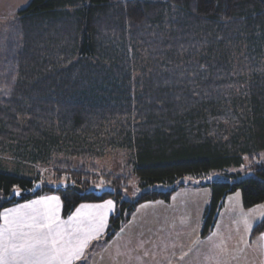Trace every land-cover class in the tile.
I'll return each mask as SVG.
<instances>
[{"label":"trees","instance_id":"16d2710c","mask_svg":"<svg viewBox=\"0 0 264 264\" xmlns=\"http://www.w3.org/2000/svg\"><path fill=\"white\" fill-rule=\"evenodd\" d=\"M108 149L128 153L141 189H169L123 200L129 178L94 164ZM263 151L264 0H31L0 23V152L55 176L46 186L0 164V221L32 199L8 201L15 190L41 182L36 197L60 195L64 217L115 199L109 242L185 177L224 172L208 184L205 236L227 196L239 192L245 209L264 204ZM262 233L264 219L252 236Z\"/></svg>","mask_w":264,"mask_h":264},{"label":"crops","instance_id":"0c3cea01","mask_svg":"<svg viewBox=\"0 0 264 264\" xmlns=\"http://www.w3.org/2000/svg\"><path fill=\"white\" fill-rule=\"evenodd\" d=\"M30 1L0 0V6H5L4 13H17L24 9ZM237 194L226 197L212 231L205 236L202 234L199 236L196 231L190 242L178 238L177 235L168 236V231L163 226L161 217L149 213V207L143 203L139 207L143 205L144 211H135L134 214H131L125 223L126 226L124 224L109 242L103 244L109 220L115 214V209L83 208L81 210L83 218H87L89 214H95L98 211L104 212L106 224L99 237L89 243L84 251V256L75 261L74 264H238L241 263L240 255L245 263H248L249 258L252 257L253 261L249 263L264 264V233L252 236L254 228L264 219V205L245 209L241 195ZM49 197H58V195L34 197L5 209L1 214L0 225L3 224L2 217L6 210L21 208V206L33 201L44 200ZM59 203V215L63 221H67L69 216L75 215L82 205H104L103 203H83L72 214L64 218L60 197ZM221 216L223 221L226 220L227 227L226 224L220 223ZM135 221L136 224L133 223ZM238 229L243 231L242 236L238 233ZM245 246L247 250L255 248L256 253L251 252V256H249L245 252L241 254L230 252L232 249L237 248L238 250V247L243 249Z\"/></svg>","mask_w":264,"mask_h":264},{"label":"rangeland","instance_id":"374dc122","mask_svg":"<svg viewBox=\"0 0 264 264\" xmlns=\"http://www.w3.org/2000/svg\"><path fill=\"white\" fill-rule=\"evenodd\" d=\"M114 1H125V0H114ZM149 1L164 2L167 0H149ZM0 8H1L0 23L14 18L18 13V12L4 13L3 11L5 9V6L3 7L0 6ZM138 72L139 71L137 70L136 74ZM256 161L257 163L264 162V151L258 154ZM0 164H2L5 170L13 174H18L30 178L39 176L41 178V182L46 186H51L53 180L55 179L54 172H52V168L42 164H37L35 166L22 165L17 163L10 155L3 154L1 152H0ZM94 164L98 167V172H99L97 173L98 175L111 174L115 177L129 178L128 189L122 191L124 195L123 200H128V201L135 200L139 198L144 192H146V190L166 191L169 189L167 186H163V185H156L154 187H150L145 190L141 189L139 186V181L133 172V166L130 161L129 155L124 151L108 149L104 151L102 156H99L97 159L94 160ZM245 164L246 166L241 169L244 178L252 175L251 171L249 170L245 171L246 170L245 168L249 166L247 160ZM230 172L235 173L236 172L235 168L231 169ZM224 175H225L224 172H211L210 174H207L199 178L185 177L184 179L181 180L180 182L181 185L177 186L176 191L172 194V196L168 201L158 200L154 202H149L150 204L146 203L144 205H147V207H149L148 208L149 213H153L155 214V216L161 217L162 224L163 226H165V229H167L168 231V236L177 235L178 238L190 242V239L192 238V236L196 231L199 236H201L203 231V220L207 208L206 206L210 205L211 197H212L211 188L210 186H208V184L213 181H217L221 179L225 180ZM100 182L103 184L105 183V180L100 179ZM237 195H241V194L238 192ZM58 197H60V195H58ZM107 201H112L111 209L112 210L115 209V213H116L117 210L116 200L109 198L101 203L105 204ZM142 206L138 207L136 211L143 212L144 210L142 209ZM62 214H63V202H62ZM132 214H134V212ZM222 216L220 218V223L226 224L227 227L228 226L227 222L226 220L223 221ZM225 218H227L226 215ZM133 223L136 224V221ZM242 232L243 231L241 229H238V233H240L241 236L243 234ZM104 239H103V244H105ZM238 248H239L238 250L236 248L230 250V252L234 254H238V253L241 254L245 252L249 256H251L250 255L251 252L253 254L256 253L255 248L253 250L252 248L247 250L246 246L243 247V249H241L242 247H238ZM239 259L241 263L238 264H254V263H249L250 261H253L252 257L249 258L250 261L248 263H245V261L241 259V255Z\"/></svg>","mask_w":264,"mask_h":264},{"label":"snow or ice","instance_id":"6c2138e0","mask_svg":"<svg viewBox=\"0 0 264 264\" xmlns=\"http://www.w3.org/2000/svg\"><path fill=\"white\" fill-rule=\"evenodd\" d=\"M86 207L111 209L112 201L82 205L67 221L60 219L59 197L6 210L0 225V264H74L106 224L104 212L83 218L81 210Z\"/></svg>","mask_w":264,"mask_h":264},{"label":"water","instance_id":"95a60500","mask_svg":"<svg viewBox=\"0 0 264 264\" xmlns=\"http://www.w3.org/2000/svg\"><path fill=\"white\" fill-rule=\"evenodd\" d=\"M61 188L64 189H72L74 191H76L77 193H79L80 195L84 194V190L75 186H67L66 184H63ZM99 191L102 192H110L112 194H114V190L110 187H102V188H98ZM42 190V183L38 182L35 184V186L31 189L28 190H15L10 197L8 198V201H14V200H25V199H29V198H34L36 197L40 191Z\"/></svg>","mask_w":264,"mask_h":264}]
</instances>
